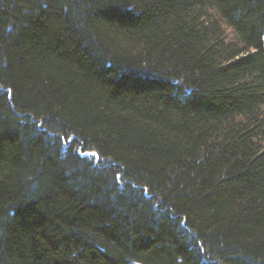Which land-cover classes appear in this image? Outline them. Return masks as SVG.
<instances>
[{
	"label": "trees",
	"instance_id": "1",
	"mask_svg": "<svg viewBox=\"0 0 264 264\" xmlns=\"http://www.w3.org/2000/svg\"><path fill=\"white\" fill-rule=\"evenodd\" d=\"M0 264H264V0H0Z\"/></svg>",
	"mask_w": 264,
	"mask_h": 264
}]
</instances>
